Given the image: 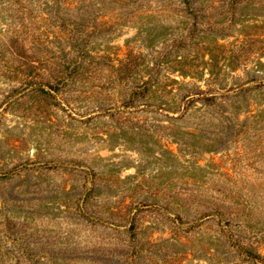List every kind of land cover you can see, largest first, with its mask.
<instances>
[{
    "label": "rangeland",
    "instance_id": "obj_1",
    "mask_svg": "<svg viewBox=\"0 0 264 264\" xmlns=\"http://www.w3.org/2000/svg\"><path fill=\"white\" fill-rule=\"evenodd\" d=\"M236 1L0 0V264H264V0Z\"/></svg>",
    "mask_w": 264,
    "mask_h": 264
},
{
    "label": "trees",
    "instance_id": "obj_2",
    "mask_svg": "<svg viewBox=\"0 0 264 264\" xmlns=\"http://www.w3.org/2000/svg\"><path fill=\"white\" fill-rule=\"evenodd\" d=\"M236 4H237V1L236 0H229V5L231 7H234ZM240 16L243 17V19H244V16H246V14L245 13H242Z\"/></svg>",
    "mask_w": 264,
    "mask_h": 264
}]
</instances>
